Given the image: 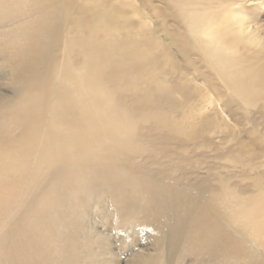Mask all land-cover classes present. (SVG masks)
<instances>
[{
    "label": "bare ground",
    "instance_id": "obj_1",
    "mask_svg": "<svg viewBox=\"0 0 264 264\" xmlns=\"http://www.w3.org/2000/svg\"><path fill=\"white\" fill-rule=\"evenodd\" d=\"M244 1L145 0L149 15L130 0L109 28L120 26L129 36L165 27L182 36L193 59L222 83L226 103L252 123L264 110V44L229 23L226 7ZM92 3L0 0V62L15 88L0 96V264H80L79 239L89 238L82 220L90 208L105 205L116 215L144 218L136 235L151 225L154 254L139 264H182L186 257L192 264H264V182L244 198L224 183L186 190L169 153L176 124L143 90L127 103L114 97L110 73L121 77L117 65L126 53L97 42L100 10ZM145 118L150 136L142 130ZM175 129L186 144L199 140V128ZM144 153L160 155L168 172L147 169ZM257 165L250 168L264 169L263 160ZM118 217L109 223L118 225Z\"/></svg>",
    "mask_w": 264,
    "mask_h": 264
},
{
    "label": "rangeland",
    "instance_id": "obj_2",
    "mask_svg": "<svg viewBox=\"0 0 264 264\" xmlns=\"http://www.w3.org/2000/svg\"><path fill=\"white\" fill-rule=\"evenodd\" d=\"M91 1L100 10L94 24L98 36L97 42H104L111 48L114 47L116 51L126 53L124 58L121 53L119 55L123 59L117 65L123 70L121 77L117 78L116 74L110 73L114 76L109 82L114 97L127 103L133 97H142L141 94L145 91L151 103L161 107V113H165L166 119L176 124L173 126L174 133L171 137L173 141L169 153L174 154L176 162L174 167L175 169L178 167L180 171L177 180L183 182L186 190H191V186L196 184L207 190L211 188L209 186L215 187L216 183H224L240 198L250 195L260 182H264V174H259V171L263 173L264 169L258 167L257 171H253L250 168L253 165L258 166L261 160L264 161V144L261 143L264 140L262 139L264 110L258 111L250 118L254 120L252 123L248 122L242 112L234 111L235 107L226 103L227 95L222 83L214 82L213 76L206 72L205 66L193 59L195 56L191 51L193 47L190 48L186 42H183L182 36H174L165 27L157 33L146 31L129 36L120 26L109 28V23L119 15L120 7L130 0ZM138 1L144 8L145 0ZM128 7L122 10L130 12ZM144 9V13L153 15L152 12ZM237 9L240 13L248 12L243 18L249 22L264 23V0H245ZM134 13L138 14L137 11ZM134 13L130 15L135 16ZM151 18L156 23L163 21L161 17ZM83 21L90 25L92 18L84 14ZM12 23L14 24V21L10 23V28ZM248 33L253 35L254 40H258L259 30L247 31ZM228 39L231 40L230 37ZM54 57L57 60L62 59V55L56 51ZM77 65L81 66L83 62ZM7 78V70L0 62V96H10L15 93L13 91L15 88L8 86ZM148 120L145 118L142 130L145 135L150 136L154 133L150 134L151 130L148 133V130L152 129ZM252 124L259 126L258 131L251 130ZM180 126L186 131L199 128L196 131L201 132L199 140L186 144L184 141L187 138L176 133L175 128L180 129ZM240 141L250 146L253 154L257 152L260 155L252 159V153L247 152L246 145L240 146L238 143ZM142 158L148 162L147 169L152 172L154 170L159 173L168 172L167 164L161 162L160 155H154L151 159L150 154L144 153ZM254 172L257 173L253 175ZM107 203L111 202L107 201ZM115 206L119 207L117 204ZM117 213L118 215L111 211L108 205L101 209L92 207L86 212L81 230L89 233V238L79 239L80 253L83 257L80 264H109L112 261L118 264H139L141 260L138 257L145 259L146 256H153L155 246L152 242L154 232L150 228L151 225L145 226V233L136 235L134 231L136 225L145 224L147 221L124 211H121V216L118 211ZM115 217H118L119 224L112 226L109 222H115ZM109 248H113L112 252ZM86 250L90 251L87 255L84 253ZM192 263L190 257H186L182 262V264Z\"/></svg>",
    "mask_w": 264,
    "mask_h": 264
},
{
    "label": "clouds",
    "instance_id": "obj_3",
    "mask_svg": "<svg viewBox=\"0 0 264 264\" xmlns=\"http://www.w3.org/2000/svg\"><path fill=\"white\" fill-rule=\"evenodd\" d=\"M226 7H228L229 12L231 13L228 17L229 23H235L242 30L246 29L248 32L259 30L257 43L264 44V23H251L246 18L238 16L235 13V9L239 7V4L229 3Z\"/></svg>",
    "mask_w": 264,
    "mask_h": 264
},
{
    "label": "snow or ice",
    "instance_id": "obj_4",
    "mask_svg": "<svg viewBox=\"0 0 264 264\" xmlns=\"http://www.w3.org/2000/svg\"><path fill=\"white\" fill-rule=\"evenodd\" d=\"M138 259H139V260H143V259H144V257H138Z\"/></svg>",
    "mask_w": 264,
    "mask_h": 264
}]
</instances>
